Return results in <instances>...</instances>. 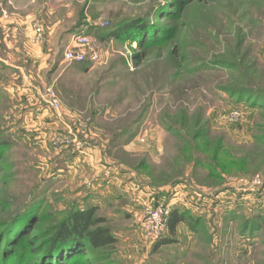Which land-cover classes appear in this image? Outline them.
<instances>
[{
	"label": "rangeland",
	"instance_id": "obj_1",
	"mask_svg": "<svg viewBox=\"0 0 264 264\" xmlns=\"http://www.w3.org/2000/svg\"><path fill=\"white\" fill-rule=\"evenodd\" d=\"M135 20L154 34L106 38ZM76 35L90 54L64 62ZM241 89L264 103V0H0V264H35L43 231L90 208L115 243L78 264H264L262 189L250 193L264 179V107ZM75 159L84 174L111 166L152 201L111 206L82 175L67 179ZM189 188L211 198L187 207L194 240L159 248L167 227L146 238L145 208Z\"/></svg>",
	"mask_w": 264,
	"mask_h": 264
},
{
	"label": "trees",
	"instance_id": "obj_2",
	"mask_svg": "<svg viewBox=\"0 0 264 264\" xmlns=\"http://www.w3.org/2000/svg\"><path fill=\"white\" fill-rule=\"evenodd\" d=\"M152 28L145 21L135 20L126 29H117L115 33L106 35V38L128 39L133 37L140 39L144 36L143 40L145 41L150 34H154L151 33ZM131 31L133 34H131ZM238 92L245 96L251 105L264 107L261 105L264 104L263 101L261 99H254L255 94L247 89H241ZM195 153L197 152L195 151ZM214 158L216 160V155H214ZM194 163L196 167L200 166L201 163L205 164L204 159L200 157ZM170 215L167 220V228L173 233L174 226L183 221V218L173 220L170 224ZM25 218L26 213L24 218L19 219V222ZM32 222L39 223L36 217ZM103 224H105V219L96 217L94 208L70 210L62 220H56L52 226L43 231V236L48 239V245L40 251L35 264H78L82 262L80 260L83 258V250L85 248L87 251L97 254L99 251L112 247L115 243V238L111 234L110 229L103 226Z\"/></svg>",
	"mask_w": 264,
	"mask_h": 264
},
{
	"label": "crops",
	"instance_id": "obj_3",
	"mask_svg": "<svg viewBox=\"0 0 264 264\" xmlns=\"http://www.w3.org/2000/svg\"><path fill=\"white\" fill-rule=\"evenodd\" d=\"M80 162H82V164ZM79 165H84L83 159L82 161L75 159L74 161L68 160V162H66L64 171L66 173L67 179H69L68 176H70L71 174L82 175L84 179L81 177L82 179L79 183V186L90 190L91 194H96L100 197L102 196L101 198H104V200L111 201V206H116L115 204L117 203V201H127L125 196L129 197L131 201H135L136 204H138L137 206L140 207H142V204H140L141 201H152L147 198L149 197L148 192H145V189L147 188H143L142 191H139L138 189H135V191H133L134 189H131L130 187L131 179L124 180L125 175L123 174H120L119 176H116V174L111 175V166L110 168L108 167L107 169H104V171H100L99 168L96 167L95 169L94 165H91L93 168H88L89 172L84 174L83 169L80 170V172L78 171L77 167ZM89 173L90 175L87 177ZM95 191L98 193H96ZM129 192H134V196L132 198L130 197L131 193ZM183 192L184 191L182 189L178 192L176 191L175 195L171 196L170 198L168 197L169 201L167 204H171V215L169 218L170 224L171 222H173V220H177L181 217L183 218V221H180L174 226L173 233H171L167 228L165 234L166 240L164 242L162 240V244L159 246V248H165L173 245L178 246V248H184L185 246L190 245L193 242L195 235L193 225L195 216L192 215L193 212L191 210H187L189 209L187 207L189 203L193 201L194 203H196V205H205L206 201H211V198L208 195L195 194L190 188L187 189V193ZM163 197L164 196L160 197L159 200H161ZM127 209H129V206L122 205L119 209H114V211L117 214L118 211L129 212Z\"/></svg>",
	"mask_w": 264,
	"mask_h": 264
},
{
	"label": "built area",
	"instance_id": "obj_4",
	"mask_svg": "<svg viewBox=\"0 0 264 264\" xmlns=\"http://www.w3.org/2000/svg\"><path fill=\"white\" fill-rule=\"evenodd\" d=\"M42 31L41 26L38 23L33 24V36L32 43H41ZM90 40L84 35H76L73 37L70 46L65 50L63 54V61L67 63H78L87 60L88 54H90ZM46 104L52 109H58L59 103L51 90H47ZM252 190L254 188L262 189L261 191V204L264 207V179L261 177H255L251 181ZM171 213V204H157L155 207L145 208L143 216L140 221V229L143 235L151 240L158 239L167 227V220Z\"/></svg>",
	"mask_w": 264,
	"mask_h": 264
}]
</instances>
